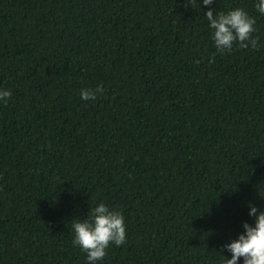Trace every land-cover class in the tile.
Wrapping results in <instances>:
<instances>
[{
  "label": "trees",
  "instance_id": "16d2710c",
  "mask_svg": "<svg viewBox=\"0 0 264 264\" xmlns=\"http://www.w3.org/2000/svg\"><path fill=\"white\" fill-rule=\"evenodd\" d=\"M257 2L0 0V264H88L71 221L101 202L127 238L97 264L231 259L264 211ZM237 7L261 47L217 53L205 15Z\"/></svg>",
  "mask_w": 264,
  "mask_h": 264
},
{
  "label": "clouds",
  "instance_id": "9594fccd",
  "mask_svg": "<svg viewBox=\"0 0 264 264\" xmlns=\"http://www.w3.org/2000/svg\"><path fill=\"white\" fill-rule=\"evenodd\" d=\"M187 3L194 8L199 7L197 0H187ZM213 3L214 0H203L204 6ZM255 8L264 16V0H258ZM205 17L212 29L211 38L217 53H231L237 44L240 49L256 50L261 47L259 37L253 35L257 21L244 9L237 7L225 13L210 8ZM214 61L215 54L210 63ZM104 91L102 86H97L95 90L84 88L81 89L80 96L84 101H95L97 94H103ZM11 96L10 90H0V101L5 104ZM249 215L255 217L254 226L245 222L244 232L238 239L223 246L231 253V259L226 258L225 264H239L241 258L243 264H264V211L258 212L255 206L250 205ZM71 222L74 235L72 244L87 254L88 264H97L103 260L110 245L119 247L126 243L124 215L118 210L109 209L103 202L90 208L87 219Z\"/></svg>",
  "mask_w": 264,
  "mask_h": 264
}]
</instances>
